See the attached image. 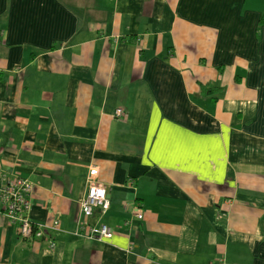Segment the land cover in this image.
<instances>
[{"label":"crops","instance_id":"1","mask_svg":"<svg viewBox=\"0 0 264 264\" xmlns=\"http://www.w3.org/2000/svg\"><path fill=\"white\" fill-rule=\"evenodd\" d=\"M0 167V264H264V0H0Z\"/></svg>","mask_w":264,"mask_h":264},{"label":"built area","instance_id":"2","mask_svg":"<svg viewBox=\"0 0 264 264\" xmlns=\"http://www.w3.org/2000/svg\"><path fill=\"white\" fill-rule=\"evenodd\" d=\"M121 110L117 109L113 117L121 114ZM98 170L91 167L87 175V192L80 202V210L84 221L76 224L75 235L85 239H95L98 241H106L112 237L111 229L103 223L99 225H87L86 220L91 218L96 209L105 212L109 207L105 187L98 182ZM33 186L25 178L12 176L9 177L3 173L0 167V216H3L11 225L16 227L18 235L21 239H40L43 236L46 226L34 224L29 219V211L31 209L30 198ZM138 219L142 218V213L137 212ZM57 222L52 225L56 227ZM50 248H54V244H50ZM218 264H223L219 261Z\"/></svg>","mask_w":264,"mask_h":264},{"label":"trees","instance_id":"3","mask_svg":"<svg viewBox=\"0 0 264 264\" xmlns=\"http://www.w3.org/2000/svg\"><path fill=\"white\" fill-rule=\"evenodd\" d=\"M214 88H209L207 85L202 86L200 85V90L202 91V93H211L213 91ZM207 92V93H206Z\"/></svg>","mask_w":264,"mask_h":264}]
</instances>
